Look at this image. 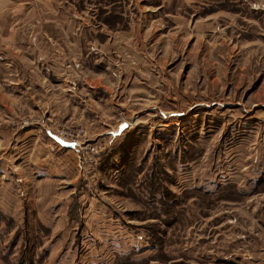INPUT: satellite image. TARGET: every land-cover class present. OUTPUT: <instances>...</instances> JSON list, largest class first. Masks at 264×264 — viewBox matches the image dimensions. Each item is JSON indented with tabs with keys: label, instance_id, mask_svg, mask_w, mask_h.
<instances>
[{
	"label": "rangeland",
	"instance_id": "374dc122",
	"mask_svg": "<svg viewBox=\"0 0 264 264\" xmlns=\"http://www.w3.org/2000/svg\"><path fill=\"white\" fill-rule=\"evenodd\" d=\"M16 22L0 264H264V0H50Z\"/></svg>",
	"mask_w": 264,
	"mask_h": 264
},
{
	"label": "crops",
	"instance_id": "0c3cea01",
	"mask_svg": "<svg viewBox=\"0 0 264 264\" xmlns=\"http://www.w3.org/2000/svg\"><path fill=\"white\" fill-rule=\"evenodd\" d=\"M47 1V2H46ZM50 0H0V44L8 45L13 44L16 40L15 34L19 28L16 25V17L20 16L27 9L30 10L34 2L48 3ZM4 142V148H8L10 141H19V138L15 139L16 132L14 129L0 130ZM43 139L39 137L36 140ZM49 139L53 145H57L62 148H72L74 144L60 139L57 134L47 130L45 138ZM71 146V147H69Z\"/></svg>",
	"mask_w": 264,
	"mask_h": 264
},
{
	"label": "built area",
	"instance_id": "2783aa9c",
	"mask_svg": "<svg viewBox=\"0 0 264 264\" xmlns=\"http://www.w3.org/2000/svg\"><path fill=\"white\" fill-rule=\"evenodd\" d=\"M57 136H59L60 137V139H62V140H65V141H68V142H73V143H75V141L72 139H70V138H74L73 136H70L69 134H65V133H62V134H57Z\"/></svg>",
	"mask_w": 264,
	"mask_h": 264
},
{
	"label": "water",
	"instance_id": "95a60500",
	"mask_svg": "<svg viewBox=\"0 0 264 264\" xmlns=\"http://www.w3.org/2000/svg\"><path fill=\"white\" fill-rule=\"evenodd\" d=\"M125 126H127V127H125ZM128 127H129L128 123H123V124L120 125L119 128H121V130H124L125 128H128Z\"/></svg>",
	"mask_w": 264,
	"mask_h": 264
},
{
	"label": "bare ground",
	"instance_id": "6f19581e",
	"mask_svg": "<svg viewBox=\"0 0 264 264\" xmlns=\"http://www.w3.org/2000/svg\"><path fill=\"white\" fill-rule=\"evenodd\" d=\"M59 137V136H58ZM60 138V137H59Z\"/></svg>",
	"mask_w": 264,
	"mask_h": 264
},
{
	"label": "snow or ice",
	"instance_id": "6c2138e0",
	"mask_svg": "<svg viewBox=\"0 0 264 264\" xmlns=\"http://www.w3.org/2000/svg\"><path fill=\"white\" fill-rule=\"evenodd\" d=\"M125 127H127V126H125Z\"/></svg>",
	"mask_w": 264,
	"mask_h": 264
}]
</instances>
